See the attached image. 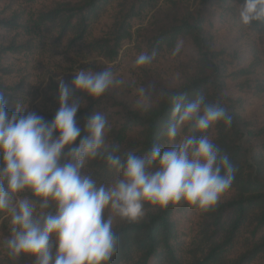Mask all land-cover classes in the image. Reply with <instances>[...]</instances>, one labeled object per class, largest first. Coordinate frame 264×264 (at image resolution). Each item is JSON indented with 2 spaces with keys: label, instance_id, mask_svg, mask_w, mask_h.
<instances>
[{
  "label": "trees",
  "instance_id": "16d2710c",
  "mask_svg": "<svg viewBox=\"0 0 264 264\" xmlns=\"http://www.w3.org/2000/svg\"><path fill=\"white\" fill-rule=\"evenodd\" d=\"M25 1L41 4L33 19L24 23L16 13L7 17L0 13V32L21 29L31 40L44 38L66 50L83 47L107 64L139 32L142 41L135 51L155 50L152 62L169 60L186 71L182 86L155 92L147 109H135L110 90L98 99L84 97L86 103L75 117L81 137L86 121L96 111L106 116L110 126L106 142L118 144L121 156L129 151L143 155L155 144L169 147L163 126L172 110L171 94L183 95L186 101L203 94L208 102H220L233 119L230 128L219 123L207 132L235 168L231 188L208 210L184 202L162 209L145 205L141 220L122 221L113 227L119 247L110 264H264V116L247 120L240 115L244 93L264 102V74L249 78L258 62L244 65L235 52L219 45V37L223 41L229 31L235 36L246 31L256 36L264 52V23L247 27L240 23L243 0H194L197 5L191 10L170 1L171 8L165 12L157 9L160 0ZM26 45H0V61L5 54L26 51ZM176 49L179 51L173 55ZM78 69L98 72L105 67L91 63ZM9 74L0 63V95L11 116L19 106L11 101L16 87L4 79ZM57 90L58 83L49 80L43 91L50 107L57 108L39 114L46 122L58 111ZM74 98L80 100L81 94L74 93ZM83 172L105 185L116 175L100 160L89 162ZM32 260L22 255L19 264H34Z\"/></svg>",
  "mask_w": 264,
  "mask_h": 264
},
{
  "label": "clouds",
  "instance_id": "9594fccd",
  "mask_svg": "<svg viewBox=\"0 0 264 264\" xmlns=\"http://www.w3.org/2000/svg\"><path fill=\"white\" fill-rule=\"evenodd\" d=\"M239 18L246 27L264 23V0H243ZM156 55L142 52L135 64H151ZM57 83L59 108L51 122L35 113L25 116L26 108L17 106L9 116L0 95V213L10 226L2 246L13 260L26 255L34 264H110L119 247L115 218L138 222L145 205L162 209L184 202L208 210L231 188L235 168L207 135L219 123L232 126L220 102H208L203 94L191 101L171 94L163 126L170 146L121 156L118 144L106 142L110 126L104 114L94 111L82 137L75 117L84 97L98 99L123 81L105 69L80 70L70 84L60 77ZM96 160L116 174L110 184L83 172Z\"/></svg>",
  "mask_w": 264,
  "mask_h": 264
},
{
  "label": "rangeland",
  "instance_id": "374dc122",
  "mask_svg": "<svg viewBox=\"0 0 264 264\" xmlns=\"http://www.w3.org/2000/svg\"><path fill=\"white\" fill-rule=\"evenodd\" d=\"M170 1H176L189 10L194 8L197 3L194 0H160L157 3V9L166 11L170 7ZM41 7L40 3L28 4L25 0H0V13L4 17L16 13L25 23L33 19L34 15ZM171 8V7H170ZM169 14V12H166ZM150 18V15L148 16ZM24 30H14L0 32V45L8 47L14 45H26L27 50L16 54H5L0 61L3 69L10 72L5 76L9 86L16 87L12 94L11 101L20 108H26L24 115L35 113L37 115L47 113L57 108L50 107L43 91L49 80L57 82V78H63L66 83H71L73 75L80 70V65L97 63L110 69L114 78L122 80L123 83L111 87L113 95L117 99L129 100L135 109H147L151 107L152 96L155 92L166 88H179L183 85V79L187 75L180 71L169 60H158L145 66H136L135 60L139 55V50L135 51L141 45L142 38L139 32H134L133 40L125 42L117 59L110 64L96 58L86 51L83 47H77L72 50H66L61 44H54L47 39L31 40L26 36ZM237 36V37H236ZM228 32L223 41L219 37V45L226 48L229 52H235L243 61L244 65L253 64L249 78H256L264 74V52L257 45L258 41L254 34L243 32L241 35ZM2 78L4 75H1ZM145 90V95H141L140 89ZM239 97V96H238ZM243 104L240 115L247 120L253 117L264 116V102H256L250 94L244 93L241 97ZM29 193H24L27 195ZM146 213V212H145ZM107 216V212L105 213ZM122 222L118 217L114 219L113 227ZM10 235V226L8 219L4 214L0 216V264H19V258L13 260L8 256L6 249L3 248V241ZM34 261V260H32ZM26 262V261H25Z\"/></svg>",
  "mask_w": 264,
  "mask_h": 264
}]
</instances>
